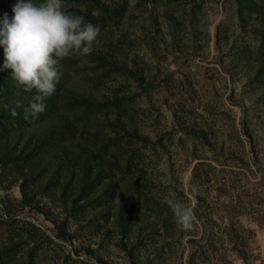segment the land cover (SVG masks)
<instances>
[{
  "label": "rangeland",
  "instance_id": "rangeland-1",
  "mask_svg": "<svg viewBox=\"0 0 264 264\" xmlns=\"http://www.w3.org/2000/svg\"><path fill=\"white\" fill-rule=\"evenodd\" d=\"M65 3L101 31L46 110L0 71V264H264V0Z\"/></svg>",
  "mask_w": 264,
  "mask_h": 264
},
{
  "label": "clouds",
  "instance_id": "clouds-1",
  "mask_svg": "<svg viewBox=\"0 0 264 264\" xmlns=\"http://www.w3.org/2000/svg\"><path fill=\"white\" fill-rule=\"evenodd\" d=\"M137 2L128 0L129 8ZM12 13L11 19L7 13L0 19L3 57L0 71L10 70L26 93H35L26 113L36 116L46 110L44 101L55 94L61 62L73 56L90 55L101 30L82 15L68 11L65 0H17ZM10 114L16 116L17 112L13 108ZM191 190L195 193L198 187L192 186ZM167 203L181 228L191 229L194 207L177 199Z\"/></svg>",
  "mask_w": 264,
  "mask_h": 264
}]
</instances>
